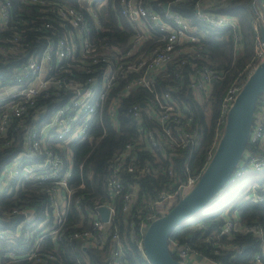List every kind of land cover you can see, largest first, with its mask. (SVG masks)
Returning <instances> with one entry per match:
<instances>
[{
	"label": "built area",
	"instance_id": "built-area-1",
	"mask_svg": "<svg viewBox=\"0 0 264 264\" xmlns=\"http://www.w3.org/2000/svg\"><path fill=\"white\" fill-rule=\"evenodd\" d=\"M187 1L78 0V5L50 0L24 1L35 7L37 16L32 20L22 16L23 29L16 30L8 40H0L1 55L23 59L13 68L9 79L0 80V90H6V95L0 98V143H13L8 138L12 127L23 131L20 150L0 171V195L17 196L26 184H31L41 187L45 203L42 212L26 199L17 200L9 210L0 208V222L8 224L7 228L0 227V243L4 245L0 264H58L54 246L73 239L78 240L84 252L90 247L106 249L92 262L86 256L79 257L77 264H126L123 237L118 228H110L117 214V202L131 220V228L137 225L132 236L147 259L144 236L148 226L158 214L167 213L185 197L204 171L190 167L191 154L202 138L194 125L193 111L175 95L184 89V72L189 74L187 87L202 100L209 97L216 83L224 80L225 74L211 68L203 59L199 44L204 33L200 25L232 29L235 49L243 48L238 17L211 10L220 0H194L190 9L194 21L177 9ZM249 5L254 57L233 79L222 99L207 165L224 134L230 109L249 77L264 62V0H249ZM11 7V0H0V29L8 27ZM110 21L114 25L108 28ZM112 26L122 30L130 26L134 30L128 47L109 40L107 32ZM30 34H33L31 39ZM162 82L166 83L165 87ZM12 86L16 90L8 94L6 87ZM137 90H144L143 95L127 107L135 136L107 160L108 198L92 207L84 202L86 195L77 194L71 183L75 162L73 144L85 141L88 132L95 123L102 122L105 114L118 130L122 101ZM42 93L54 102L48 119L49 109L38 103ZM148 153L152 154L150 158L145 157ZM186 153L188 160L182 177L176 159ZM249 174L255 175L254 180L242 196L245 201L264 205V180L261 181L264 95L255 111L244 157L216 198H222L228 186ZM160 175L167 182L155 188L154 201L144 199L143 213L147 210L148 214L136 224L135 217L142 211L135 210L140 197L137 180ZM88 179H93V172ZM79 187H85L83 180ZM101 207L109 209L108 221L102 218ZM72 211L80 215L76 221L70 219ZM236 232L260 237L264 250L263 224L242 223L235 214H226L220 234L232 236ZM206 241L210 245L216 243L212 238ZM170 249L179 261L187 264H203V261L222 264L213 257L202 256L191 245L172 241ZM240 253L239 249L237 254ZM261 257L256 255L257 264H263Z\"/></svg>",
	"mask_w": 264,
	"mask_h": 264
},
{
	"label": "trees",
	"instance_id": "trees-1",
	"mask_svg": "<svg viewBox=\"0 0 264 264\" xmlns=\"http://www.w3.org/2000/svg\"><path fill=\"white\" fill-rule=\"evenodd\" d=\"M26 0H11V18L7 28L0 29V40H8L15 35L16 30L23 29L22 16L26 20H32L37 16L34 6L24 4ZM52 2H64L72 5H78V0H50ZM194 0H189L177 7L185 16L194 21L191 10ZM211 10L215 13L230 14L238 17L243 34V48L236 50L234 47L233 30L230 28L210 29L201 24L203 30L202 56L204 61L213 69L225 74L224 80L216 83L209 92V97L202 100L198 93L187 87L189 74L184 72V89L176 93V97L182 104L189 107L194 113V125L197 126L201 134L200 146L193 151L189 164L192 170L202 171L208 162V154L211 151L215 137V122L218 118L222 99L233 81L245 66L252 61L254 57V37L252 31V13L250 10L249 0H220L218 4L213 5ZM108 28L114 25V21L107 23ZM28 28L29 26H25ZM133 29L126 26L124 30L120 27L112 26L109 40L117 43L122 47H128L133 39ZM33 34L29 35L31 39ZM23 59L19 57L4 56L0 54V80L5 82L14 67L18 66ZM174 77V75H172ZM70 77V76H69ZM74 77V75H71ZM85 76L82 75L81 79ZM161 81H164L163 79ZM165 82L162 86L165 87ZM53 90V89H52ZM53 93V91H50ZM144 90L131 92L126 96L119 109L120 127L114 129L108 116L105 114L102 122L95 125L88 132L87 139L82 142L73 144L74 151V168L71 183L76 188V193H84L86 198L84 202L93 207L95 202L107 200L105 192V182L108 174L107 160L115 153L121 151L125 144L135 136L136 129L127 113V107L133 101H138L143 95ZM264 95V94H263ZM262 95V96H263ZM262 98V97H261ZM260 98V99H261ZM40 106L47 107L49 111L47 119L52 113L51 106L54 104L51 97L42 93L39 101ZM1 114V108H0ZM22 130H14L13 127L8 132V138L13 139L11 145L0 143V171L3 166L9 162L13 156L20 150L22 144ZM151 153L145 157L150 158ZM187 153L177 157V169L183 177L182 169L187 161ZM81 166H83L81 170ZM93 172V179L89 180L88 175ZM253 174L237 181L234 185L227 187V193L220 199L214 197L204 208L195 213L190 219L181 223L172 233L170 244L176 241L180 245H191L197 249L202 256L213 257L222 264H257L256 255L261 254L262 263L264 264V250L262 240L253 233L236 232L232 236L221 235V228L225 224V215L235 214L242 223H261L264 225V205L255 204L245 201L242 194L245 188L254 180ZM83 177V179H82ZM82 180L85 183L84 188H80ZM264 180V176L261 181ZM140 197H138L135 210L142 209L138 216L135 217L136 224L141 218L147 215L145 213L144 199L154 201L156 198L155 188L167 182V178L160 175L158 178L147 176L138 179ZM26 199L27 203L42 212L45 196L41 193V187L26 184L25 188L17 196L12 194L0 195V208L9 210L15 205L17 200ZM171 210V209H170ZM227 212V213H226ZM166 213L158 214L159 217ZM157 215V216H158ZM80 215L72 211L70 214L71 221H76ZM131 220L128 219L121 210V203L117 202V214L110 228H118L126 244V264H150L148 259L139 252L134 234L137 225L132 229ZM0 227H8V224L0 222ZM14 227V226H12ZM212 238L216 243L210 245L206 239ZM4 245L0 243V253ZM59 261L58 264H77V259L86 256L91 260L98 259L99 256L106 252L105 247L89 248L84 252L80 247L78 240H65L54 246ZM240 254H237L238 250ZM173 254V253H172ZM174 258L177 257L173 254Z\"/></svg>",
	"mask_w": 264,
	"mask_h": 264
},
{
	"label": "water",
	"instance_id": "water-1",
	"mask_svg": "<svg viewBox=\"0 0 264 264\" xmlns=\"http://www.w3.org/2000/svg\"><path fill=\"white\" fill-rule=\"evenodd\" d=\"M264 94V62L245 83L230 109L224 134L214 156L191 191L166 214L153 220L144 236V247L150 264H187L174 258L170 249L173 231L204 208L227 184L244 157L251 136L255 111ZM144 105V104H143ZM105 221L109 209L101 207ZM202 259V256H198Z\"/></svg>",
	"mask_w": 264,
	"mask_h": 264
},
{
	"label": "rangeland",
	"instance_id": "rangeland-1",
	"mask_svg": "<svg viewBox=\"0 0 264 264\" xmlns=\"http://www.w3.org/2000/svg\"><path fill=\"white\" fill-rule=\"evenodd\" d=\"M7 88V91H9L8 92V94H11V93H13V92H15V90H16V88H15V86H12V87H6ZM6 90H2V88H1V90H0V98L1 97H4V95H6ZM7 94V95H8ZM260 177H257V179H259ZM250 184V183H249ZM227 213V212H226Z\"/></svg>",
	"mask_w": 264,
	"mask_h": 264
},
{
	"label": "crops",
	"instance_id": "crops-1",
	"mask_svg": "<svg viewBox=\"0 0 264 264\" xmlns=\"http://www.w3.org/2000/svg\"><path fill=\"white\" fill-rule=\"evenodd\" d=\"M199 260H201V259H199ZM203 264H207V262L206 261H203Z\"/></svg>",
	"mask_w": 264,
	"mask_h": 264
}]
</instances>
